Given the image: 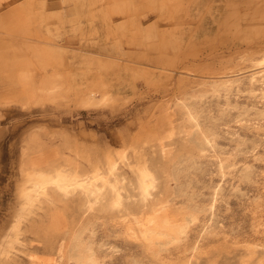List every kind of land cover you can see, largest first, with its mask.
I'll return each mask as SVG.
<instances>
[{
	"label": "rangeland",
	"instance_id": "374dc122",
	"mask_svg": "<svg viewBox=\"0 0 264 264\" xmlns=\"http://www.w3.org/2000/svg\"><path fill=\"white\" fill-rule=\"evenodd\" d=\"M262 49L264 0H0V264H73L68 243L86 225L101 264H264V97L245 84L212 92ZM105 92L107 103L84 104ZM182 97L217 122L202 152L186 139ZM108 154L120 206L109 193L88 209L79 188L38 198L27 187L34 168L88 172ZM144 166L156 176L148 199ZM190 209L198 217L177 242L142 237L147 217L172 224Z\"/></svg>",
	"mask_w": 264,
	"mask_h": 264
},
{
	"label": "bare ground",
	"instance_id": "6f19581e",
	"mask_svg": "<svg viewBox=\"0 0 264 264\" xmlns=\"http://www.w3.org/2000/svg\"><path fill=\"white\" fill-rule=\"evenodd\" d=\"M245 60H248L249 62V68H251L252 71H250L248 74L242 76H228L225 78L220 79V81L215 83L212 86V92L214 96L219 97L221 95H228V93L234 89V87H237V89L240 90L241 85L245 84L247 85L250 91H260V96L264 97V49L259 50L256 54H247L244 57ZM243 59V60H244ZM240 86V87H239ZM243 87V86H242ZM54 89V88H53ZM244 89V88H243ZM55 90V89H54ZM245 91V90H244ZM50 92V91H49ZM54 92V91H53ZM234 92V90H233ZM231 93V92H230ZM250 93V92H249ZM255 94V93H254ZM259 95V93H256ZM189 96V95H188ZM201 96V95H200ZM251 96V95H250ZM193 97V96H192ZM197 97V96H196ZM199 97V96H198ZM216 97V98H217ZM111 99V95L109 93H102L97 98H87V100L84 101L85 105H102L107 103ZM177 101L179 102L177 106V110L180 113V116L182 118L181 124L182 127L186 130L187 133V141L190 142V144H194L197 147L198 152H202L207 147H211L214 145V137L216 136L214 134L215 129V123L217 122H210L211 126L204 123L201 119L200 110L198 107V98L192 99L193 101L186 102V100ZM189 99V98H188ZM254 99V98H253ZM180 100V99H179ZM219 100V98H218ZM226 100V99H225ZM209 101V100H208ZM235 101V100H234ZM257 101V100H256ZM215 102V101H214ZM219 101H217L218 104ZM221 102V101H220ZM230 102V101H228ZM198 103V104H197ZM212 103V101H211ZM224 103H226L224 101ZM236 103V102H233ZM202 105V104H201ZM224 105V104H223ZM226 105V104H225ZM231 106V105H229ZM256 106V105H255ZM260 106V105H259ZM217 107V106H216ZM221 107V106H220ZM232 107V106H231ZM249 107V106H247ZM258 107V106H257ZM262 107V106H261ZM236 109V107H233ZM245 108V107H244ZM260 108V107H259ZM203 109V108H202ZM219 108H217L218 110ZM238 109V107H237ZM242 109V108H241ZM253 109V108H251ZM206 110V109H205ZM224 110V109H223ZM247 110V109H245ZM264 110V109H262ZM203 111V110H202ZM207 111V110H206ZM220 111V110H219ZM227 111V110H226ZM224 111V113L226 112ZM229 111V109H228ZM240 111V110H239ZM254 111V110H253ZM257 111L259 109L257 108ZM204 112V111H203ZM221 112V111H220ZM246 112V111H245ZM216 113V112H215ZM230 113V112H229ZM238 113V112H237ZM244 113V111H243ZM259 113V112H258ZM214 114V113H213ZM218 113H216L217 115ZM257 115V112L254 113ZM261 115V110L260 113ZM258 114V116H259ZM205 115V114H203ZM235 115V114H234ZM242 115V114H241ZM244 115V114H243ZM210 116V115H209ZM218 116V115H217ZM223 116V114L221 115ZM240 116V115H239ZM255 116V115H254ZM253 116V117H254ZM262 116V115H261ZM234 117V116H233ZM238 117V116H237ZM246 117V116H245ZM248 117V116H247ZM203 118H205L203 116ZM239 118V117H238ZM242 118V117H240ZM239 118V119H240ZM252 118V116L250 117ZM219 119V118H218ZM232 119V117H230ZM234 119V118H233ZM245 119V118H243ZM249 119V118H248ZM258 119V118H257ZM262 119V118H261ZM214 120V119H213ZM237 120V119H236ZM242 120V119H240ZM246 120V119H245ZM207 121V120H206ZM210 121V119L208 120ZM216 121V120H215ZM262 121V120H261ZM218 125V124H217ZM220 125V124H219ZM229 125V124H228ZM217 129V127H216ZM184 131V130H183ZM221 131V130H220ZM235 132V131H234ZM185 133V134H186ZM230 133V132H229ZM237 133V132H236ZM183 134V133H182ZM217 134V133H216ZM215 135V136H214ZM222 135V134H221ZM217 137V136H216ZM219 140V139H218ZM234 140V139H233ZM237 140V139H236ZM238 141V140H237ZM243 141V140H242ZM185 143V142H184ZM244 143V142H243ZM188 144V143H187ZM238 145V144H237ZM243 145V144H242ZM190 146V145H189ZM241 146V145H240ZM248 146V145H247ZM216 147V146H215ZM254 147V146H253ZM193 148V147H192ZM215 149V148H214ZM209 150V148H208ZM219 152V151H218ZM224 152V151H223ZM226 152V151H225ZM240 154V153H239ZM121 156L125 157V154L122 153ZM194 156V155H193ZM189 156L185 160H183L184 165L182 167H177L173 173V177L177 178L179 173H182L180 171H183L185 167H189L191 164L195 163L194 157ZM199 156V155H198ZM235 156V155H234ZM196 158V156H195ZM225 158V157H224ZM204 160V159H203ZM197 161V160H196ZM202 161V160H201ZM208 161V160H207ZM182 163V164H183ZM200 163V162H199ZM215 163V162H214ZM218 169L220 171H223L224 169V162L222 159H218L217 161ZM234 163V162H233ZM73 164V163H72ZM229 164V163H228ZM236 164V163H235ZM131 165V164H130ZM146 165V164H145ZM178 165V164H176ZM210 165V164H209ZM69 166V165H68ZM94 166V165H93ZM143 166V165H142ZM227 166V165H226ZM229 166V165H228ZM135 167V166H134ZM191 167V166H190ZM197 168V164L195 166ZM79 168V167H78ZM76 167H72L71 165L69 167L64 165H57L53 168H34L28 173V182L29 184L27 187L29 190L31 189V193L38 197L40 194H46L48 189L51 188L58 195L59 192L64 195H67L68 193L74 191L75 189L79 188L82 193L85 196V200L87 202V208L91 209L93 208L94 204L104 197L107 193L111 195V200H109V203L112 202L115 206H120L122 201V195H121V188L123 186V183L120 182L119 178L117 177V169H118V160L113 154H108L106 157V161L104 163H101V165L96 164V166L93 167L92 171L88 172H82ZM132 168V167H131ZM137 167H135L136 169ZM139 168V167H138ZM181 168V169H180ZM193 168V166H192ZM191 168V170H192ZM234 168V167H233ZM244 168V167H243ZM188 169V168H187ZM232 169V168H231ZM133 170V168H132ZM135 171V170H133ZM137 171V170H136ZM168 171V170H167ZM173 171V170H172ZM254 171V170H253ZM244 172V171H243ZM246 172V171H245ZM184 173V172H183ZM186 173V171H185ZM225 174V172H222ZM136 182L137 187L140 191V195H142V198L148 199L149 196L152 193L153 188L156 187V176L154 172L150 168L140 167L138 169V172L136 173ZM169 174V173H168ZM171 174V173H170ZM169 174V175H170ZM204 174V173H203ZM230 174V173H229ZM247 174V173H246ZM245 174V175H246ZM251 174V173H250ZM121 175V174H120ZM248 175V174H247ZM190 177V175H187ZM186 176V177H187ZM251 176V175H250ZM183 177V175H182ZM244 177V176H243ZM166 178V177H165ZM171 179V177H169ZM174 178V179H175ZM238 178V177H237ZM254 178V177H253ZM134 179V178H133ZM169 179V180H170ZM180 180V178H178ZM177 179V182H179ZM247 179V178H245ZM172 180V179H171ZM170 180V181H171ZM176 180V179H175ZM182 180V179H181ZM188 181V180H187ZM166 182V180H165ZM26 183V182H25ZM159 183V182H158ZM181 183V182H180ZM27 184V183H26ZM183 185V183H181ZM185 184V183H184ZM135 185V186H136ZM170 186V185H169ZM180 186V185H179ZM188 187L190 185H187ZM186 186V187H187ZM24 187V186H23ZM173 187V186H172ZM174 187H177L174 186ZM185 187V185H184ZM220 187V186H219ZM157 188V187H156ZM179 188V187H178ZM217 188V187H216ZM223 188V187H222ZM24 189V188H23ZM168 189V188H166ZM172 189V188H169ZM174 189V188H173ZM180 189V188H179ZM183 189V188H182ZM190 190V189H186ZM195 190V189H194ZM25 191V190H24ZM23 191V192H24ZM50 191V190H49ZM178 191V190H177ZM216 191V190H215ZM214 191V192H215ZM27 192V191H25ZM167 192V190H166ZM170 192V191H169ZM180 192V191H179ZM181 192H183L181 190ZM180 192V193H181ZM185 192V191H184ZM192 192V190L190 191ZM189 192V193H190ZM213 192V193H214ZM30 193V194H31ZM172 193V192H171ZM179 193V194H180ZM187 193V194H189ZM27 194V193H26ZM124 194V193H123ZM176 194V193H175ZM191 194V193H190ZM209 194V193H208ZM219 194V193H218ZM29 195V194H28ZM186 195V194H185ZM195 195V194H194ZM108 196V195H107ZM124 196V195H123ZM159 196V195H158ZM196 196V195H195ZM30 196H28L29 198ZM188 197V196H187ZM193 196H190V198ZM40 198V197H38ZM168 198V197H167ZM180 199V197H178ZM184 198V197H183ZM213 198V197H212ZM220 198V197H219ZM30 199V198H29ZM176 199V198H175ZM188 199V198H187ZM217 199V198H216ZM150 200V199H149ZM161 200V199H160ZM212 200V199H211ZM210 200V202H211ZM30 201V200H28ZM166 201V200H165ZM182 201V200H181ZM184 201V199H183ZM191 201V200H190ZM195 201V199H194ZM217 201V200H216ZM31 202V201H30ZM170 202V201H169ZM187 202V201H185ZM159 203V201H158ZM163 203V202H162ZM189 203V202H188ZM149 204V203H148ZM211 204V203H210ZM146 205V204H145ZM158 205V204H157ZM186 205V204H185ZM184 205V206H185ZM194 205V204H193ZM207 205V204H206ZM151 206V205H150ZM162 206V205H161ZM182 206V204H181ZM187 206V205H186ZM200 206V205H198ZM211 206V205H210ZM214 206V205H213ZM159 207V206H158ZM157 207V208H158ZM201 207V206H200ZM154 206L152 207V209ZM156 208V209H157ZM163 208V207H162ZM161 208V209H162ZM183 208V206L181 207ZM210 208V207H207ZM206 208V209H207ZM155 209V208H154ZM197 209V207H196ZM205 209V208H204ZM205 209V211H206ZM163 210V209H162ZM212 210V209H211ZM202 211V210H201ZM187 212V211H186ZM198 211L190 209L186 213V215H182V219L177 221V223H172L168 220L167 217H162L158 215V222H157V216L154 217L150 216L147 217L146 221L141 223V235L143 238L149 240H152L154 237H157L156 235L165 237L164 243H171L174 241H178L181 239L184 234L187 231V228L189 227V224L194 222L198 215ZM200 212V211H199ZM211 213V212H210ZM161 214V213H160ZM208 214V213H207ZM206 215V214H205ZM204 215V216H205ZM201 216V215H200ZM199 216V218H200ZM136 218V217H135ZM138 219V218H137ZM199 220V219H198ZM18 221V220H17ZM20 221V220H19ZM18 221V222H19ZM136 222V221H135ZM170 222V224H169ZM196 223V222H195ZM15 225V223H14ZM85 225V224H83ZM205 227V226H204ZM210 227V226H209ZM207 228V227H206ZM213 228V227H212ZM87 225L83 226L81 229H77L75 233L72 235L71 240L68 249L66 250L67 257L69 259L73 260V264H101L100 258L98 256L96 248L93 246V242L89 241L88 238L85 237V231H86ZM138 229V228H137ZM205 229V228H204ZM203 229V230H204ZM139 230V229H138ZM202 230V229H201ZM208 230V229H207ZM210 230V228H209ZM212 230V229H211ZM89 231V230H87ZM133 231V230H132ZM134 232V231H133ZM132 232V233H133ZM139 232V231H138ZM140 233V232H139ZM89 235V234H87ZM158 238V237H157ZM188 238V237H187ZM155 239V238H154ZM93 240V239H92ZM186 241V240H185ZM92 242V243H91ZM160 242V241H159ZM180 242V241H179ZM100 243V242H97ZM163 243V244H164ZM185 243V242H184ZM101 244V243H100ZM160 244V243H159ZM179 244V243H178ZM98 245V244H97ZM102 245V244H101ZM158 245V244H157ZM162 243L160 244L161 247ZM104 246V245H103ZM179 246V245H178ZM177 246V247H178ZM100 247V246H99ZM98 248V247H97ZM159 248V247H158ZM164 248V247H163ZM167 248V247H166ZM100 249V248H98ZM159 250V249H158ZM164 251V250H163ZM112 252V251H111ZM102 253V252H101ZM106 253V252H105ZM65 254V255H66ZM110 254V253H109ZM100 255V253H99ZM101 256H103L101 254ZM106 256V255H105ZM103 259V258H102ZM103 262V261H102Z\"/></svg>",
	"mask_w": 264,
	"mask_h": 264
}]
</instances>
